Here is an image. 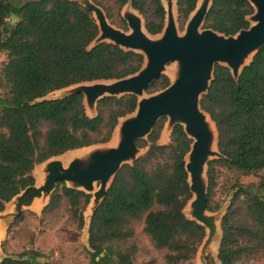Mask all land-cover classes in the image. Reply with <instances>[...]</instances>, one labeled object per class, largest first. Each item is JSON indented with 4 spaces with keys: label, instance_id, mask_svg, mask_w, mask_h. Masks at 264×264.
I'll return each instance as SVG.
<instances>
[{
    "label": "trees",
    "instance_id": "obj_1",
    "mask_svg": "<svg viewBox=\"0 0 264 264\" xmlns=\"http://www.w3.org/2000/svg\"><path fill=\"white\" fill-rule=\"evenodd\" d=\"M93 1L111 21L118 17L123 29L127 24L120 12L129 2L145 18L148 33L158 35L164 28L161 0H115L117 13L100 0ZM197 3L177 0L181 26ZM253 13L248 0H213L204 29L235 36L250 27L247 18ZM98 35L93 14L77 2L37 0L17 5L15 0H0V55L6 56L0 72V213L35 185L37 165L68 151L110 142L119 120L136 111L134 95L100 100L96 118L87 115L82 94L40 101L72 85L120 80L141 70L142 54L109 43L89 49ZM169 85L170 79L162 76L147 91H162ZM200 105L216 124L218 149L224 157L208 164V210L219 208L212 204L217 166L260 178L258 184L238 187L222 218L219 261L264 264V176L259 175L264 171V46L238 80L229 68L216 65ZM164 122L156 124L148 140L137 142L139 148H148L147 153L134 165L122 166L96 210L89 228V264H135L138 224H143L155 248L165 252V264L195 259L206 229L184 214L192 199L185 168L192 140L177 125L170 144L158 145ZM91 198L59 182L44 212L65 203L82 229ZM22 220L23 214L16 222ZM41 258L33 250L19 258L6 257L0 264H53Z\"/></svg>",
    "mask_w": 264,
    "mask_h": 264
},
{
    "label": "water",
    "instance_id": "obj_2",
    "mask_svg": "<svg viewBox=\"0 0 264 264\" xmlns=\"http://www.w3.org/2000/svg\"><path fill=\"white\" fill-rule=\"evenodd\" d=\"M69 1L77 2L87 8L97 22L99 35L89 49L102 43L113 44L125 51L142 54L144 65L139 72L126 78L72 85L55 91L40 101L61 100L75 94H82L87 115L90 118H96L98 116L97 105L100 100L106 97L120 98L134 95L138 98L137 109L134 113L119 120L113 133L114 136L118 127L123 123L122 139L117 147L109 148L108 146L113 137L106 144L86 147L105 148V151L96 155L95 160L87 169H82L81 163L76 160L65 168L58 158H51L46 161L50 164L46 181L39 186L34 175V170L39 166L37 165L33 170L35 185L27 187L14 197L6 204L5 211L0 213V233L7 231L25 209L43 211L49 205L58 183L62 182L70 189L92 196L84 216L89 245L91 220L105 198L114 177L123 165L135 164L141 157L139 156L141 151L146 149L139 148L137 142L148 140L156 124L161 119L168 118L162 131L165 139L171 137L175 126L180 125L184 128L188 138L192 140L191 149L185 157V168L192 193V199L187 205L191 208V214L194 217L189 218L185 209L184 214L188 219L205 227L206 237L202 243V253L205 255L215 242L220 245L222 240L217 216L209 214L207 207L208 164L214 158L223 159L224 157L218 149L216 124L201 108L200 101L210 88L216 65L229 68L232 76L238 80L242 70L252 62L253 57L264 46V0H248L254 8V13L247 18L250 27L230 37L211 29H204L205 19L213 0H198L197 7L189 16L182 34L178 28L177 0H161L166 15L164 28L158 35L148 33L142 15L133 9L131 2L124 6L122 16L130 29L129 32H124L110 24L103 9L91 0ZM172 63L176 66L169 78L170 85L162 91L146 96L149 86L165 76L168 65ZM174 74L178 75L176 79L173 78ZM55 93H60V97L51 96ZM206 116L216 128L217 152L208 148L211 138L205 126ZM158 145L161 144L158 143ZM203 174L206 178L205 183L201 181ZM39 199L43 200V204L37 208L34 203ZM6 257L11 256L1 258L0 262Z\"/></svg>",
    "mask_w": 264,
    "mask_h": 264
},
{
    "label": "rangeland",
    "instance_id": "obj_3",
    "mask_svg": "<svg viewBox=\"0 0 264 264\" xmlns=\"http://www.w3.org/2000/svg\"><path fill=\"white\" fill-rule=\"evenodd\" d=\"M28 1L31 0H15V3L17 5H22ZM91 1L95 4L93 0ZM100 1L108 8L113 10V12L117 13L115 0ZM124 8L125 7H123L120 12L122 19ZM103 11L105 12L104 9ZM142 18L145 24V18L143 16ZM108 21L117 29H120L124 32L130 31L128 25L126 29L120 27L118 17H115L114 21H111L108 18ZM185 27V25L181 26L178 21L180 34L184 33ZM5 61L6 56L1 54L0 72ZM175 66L176 64L174 63L169 64L165 76L171 78V74ZM174 75L175 77L173 78L176 79L178 75ZM157 92L159 91H147L146 96L153 95ZM51 96L60 97V93H55ZM163 119L165 120V126L168 118ZM161 134L162 135L158 143L161 145L170 144L171 137L165 139L163 137V132H161ZM117 136H115L113 144H115ZM93 149L96 150L97 148H84L80 150H74L56 158H58V160L63 163L64 167H67L73 159L83 157L84 155L89 154V152H92ZM212 151L217 152V145L212 146ZM146 152L147 148L142 150L139 156L145 155ZM46 165L47 163L45 162L37 166V168L34 170V175L38 185L41 184L39 181V179L41 178L42 180H44L43 183L45 182ZM41 169H43V171H41ZM259 175L264 176V171L260 172ZM259 182L260 178L258 176H243L236 170H231L223 166L216 167L215 186L212 192V204L213 206L218 205L219 208L217 211H209V214L217 216V224L219 226V233L221 235V218L228 212L229 207L232 204L235 192L238 190V187L240 185L258 184ZM8 208L7 211H9ZM86 212L87 208L84 210L83 216H85ZM185 213L189 218L194 217L191 214V208L189 207V205H187V207L185 208ZM22 214V221L13 223L7 229V231L0 233V259L5 256L19 258V256L23 252L34 250L41 254V262H51L53 264H89V255L87 253V251L89 250L88 234L86 233L85 226L82 229L78 227L77 220L72 217L69 207L65 203H63L61 207L53 211L44 212V210L42 211L39 209H25ZM134 241L136 242V245L138 247V252L135 256V264H165V252L157 250L155 248L149 236L143 231V224H138L136 226ZM219 248L220 245L215 242L212 248H210L209 251L207 250L204 255L202 253V244L198 249V253L195 259L188 264H209V260H212L213 264H220V261L218 260Z\"/></svg>",
    "mask_w": 264,
    "mask_h": 264
},
{
    "label": "bare ground",
    "instance_id": "obj_4",
    "mask_svg": "<svg viewBox=\"0 0 264 264\" xmlns=\"http://www.w3.org/2000/svg\"><path fill=\"white\" fill-rule=\"evenodd\" d=\"M254 23H256L255 21H254ZM122 126H123V123H121V125H120V127H118V129L116 130V132H115V134H114V136H113V139H112V141H111V143L108 145L109 146V148L111 147V148H114V147H117L118 145H119V143H120V141H121V139H122V134H123V132H122ZM205 126H206V128H207V130L209 131V133H210V138H211V140H210V142H209V144H208V148L210 149V150H212V146H214V145H217V134H216V128H215V125H214V123L210 120V118L208 117V116H206V119H205ZM118 135V136H117ZM115 136H117L116 137V142H115V144H113V141H114V139H115ZM84 149V148H83ZM80 150V149H79ZM103 151H105V148H97L96 150L95 149H93L92 150V152H89V154H87V155H84L83 157H79V158H75V159H73L71 162H73V161H78V162H80L81 163V165H82V169H87L88 168V166H90V164L91 163H93V161L95 160V157H96V155L98 154V153H101V152H103ZM214 152H216V151H214ZM78 157V156H77ZM189 160V159H188ZM70 162V163H71ZM62 165H63V163L62 162H60ZM50 164L47 162V165L45 166V173H46V178H47V175H48V173H49V169H50ZM64 166V165H63ZM66 168V167H65ZM41 171H43V169H41ZM205 180H206V178H205V174H203V176H202V182L203 183H205ZM39 181H40V185L39 186H41V185H43L44 183H43V181L44 180H42V178L41 179H39ZM45 181H46V179H45ZM42 204H43V200L42 199H39V200H37L35 203H34V205H35V207H37V208H39L40 206H42Z\"/></svg>",
    "mask_w": 264,
    "mask_h": 264
}]
</instances>
